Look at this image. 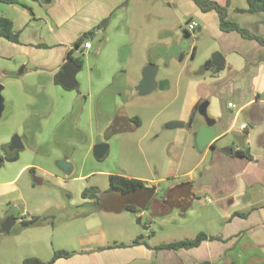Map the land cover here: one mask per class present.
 <instances>
[{"label":"crops","instance_id":"obj_1","mask_svg":"<svg viewBox=\"0 0 264 264\" xmlns=\"http://www.w3.org/2000/svg\"><path fill=\"white\" fill-rule=\"evenodd\" d=\"M147 1H0V15L11 19L14 31L19 34L18 41L0 37V117L6 103L11 100L12 90L34 98V101L28 100L34 103L24 135L15 133L17 125L11 127L7 134H19L29 146L38 148L42 142L39 139H43V132L54 114V107L50 104L56 101L58 93L71 97L73 89H77L76 101L81 99L84 102H77L78 107H74L76 115H72L74 109L69 107L56 120L53 132L66 134L67 138L73 134L75 137L87 128L83 125L87 117L90 123L88 131L92 139L96 138L89 149L94 152L97 143L105 142L104 136L112 122L107 113L108 102H112V108L117 111V106H120L117 102L121 101L122 92L127 88L129 61L134 53L132 26L134 21L139 22L134 12L138 11L137 6ZM218 1L224 6L230 3V0ZM177 4L187 20L198 21V27L203 23L202 37L213 40L211 50L222 51L226 65L217 69L215 78L203 75L206 70L199 73L196 80L188 81L185 110L167 121L165 126L175 129L165 136L170 139L168 144L173 154L169 156L168 173L160 177L119 174L147 182L146 187L131 192L141 194L140 199H134L121 208L135 207L137 212H132L144 229L158 223L162 231L166 226L173 227L176 230L172 233L174 235L159 241H154L159 237L154 229L128 241L101 235L90 240L84 251L58 258L53 263L41 259L42 264H135L138 261L141 264H264V42L246 37L238 30H223L218 11H204L195 0H177ZM258 13H263L264 18V11ZM105 20L108 21L102 26ZM262 25H252L250 30L264 38V23ZM253 27L255 29H251ZM87 33L90 34L89 39L98 36L101 41L93 53V43L89 49L84 48L87 39L80 47L75 46L77 40ZM80 51L84 63L76 75V87L69 89L56 81V75L62 70L63 63L71 59L69 52L76 57ZM195 53L196 48L193 55ZM87 66H90L88 73L84 70ZM94 70L100 74L95 76ZM82 72L84 82L80 76ZM62 74L63 70L60 76ZM95 97L101 100L98 117L91 109V100ZM204 102L208 104L205 114H202L199 107ZM172 121H184L191 126L172 128L169 127ZM206 122L217 129V134L209 145L200 150L196 134ZM243 123L247 124L246 129L241 127ZM141 125L140 120V125L136 126ZM23 143L25 150L27 144L24 140ZM23 150L8 152L6 146L5 158L17 153L18 158L12 160L17 161ZM38 167L25 164L17 176L25 169L33 171ZM43 169L52 174L55 171L49 167ZM165 182L168 184L161 193ZM108 191L125 195L110 187ZM173 191L179 193L170 200ZM202 232L208 237L196 247H161L174 241L192 239ZM147 237L153 238L148 240ZM135 240L138 242L134 243Z\"/></svg>","mask_w":264,"mask_h":264},{"label":"rangeland","instance_id":"obj_2","mask_svg":"<svg viewBox=\"0 0 264 264\" xmlns=\"http://www.w3.org/2000/svg\"><path fill=\"white\" fill-rule=\"evenodd\" d=\"M226 4L229 18H234L242 27L250 30L252 25L264 23L263 13L236 11L237 7L248 6L247 0H230L229 5ZM136 9L139 12L134 10V15L137 14L139 22L134 21L132 26L134 53L129 61L127 88L122 92L121 101L117 102L120 105L117 111L112 108V102H108L107 113L112 117V122L104 136V141L110 145L105 158L98 159L89 149L96 138L92 139L88 131L90 123L87 117L83 121L87 128L75 134V137L73 134L67 138L66 134L53 132L56 120L69 107L74 109L78 107L77 102H84L81 99L76 101L78 92L73 89L75 91L71 92V97L58 93L56 101L50 104L54 107V114L43 132V139H39L42 142L38 148L29 146L23 137L27 147L21 151L20 159L7 161L6 146L14 136L7 134V131L17 125L15 133L24 135V129L31 119L30 108L34 103L28 102L34 101L33 97L17 90L11 91V100L6 103V109L0 117V264H23L28 257L49 262L56 250L64 249L73 254L81 252L90 240L101 235L110 239L120 237L127 241L152 229L159 236L154 241L174 235L172 233L176 230L173 227L166 226L162 231L158 223H154L150 229H144L134 212L122 209L124 204L140 199L141 194L122 195L108 191L110 174L160 177L168 173L169 156L173 154L168 144L170 139L165 136L175 129H167L166 123L185 110L188 81L199 78L200 70L215 51L210 48L213 40L202 37L203 23L190 34L186 33L187 16L178 7L177 0H148ZM253 31L250 30L251 33ZM90 40L94 44L93 53L101 41L98 36ZM195 48L196 53L193 55ZM82 54L81 51L77 53ZM149 63L159 66L157 80H165L168 85L140 95L137 86L142 79L143 68ZM87 69L90 66L85 67L86 73L90 71ZM94 71L95 76L100 74ZM83 74L80 76L84 82ZM203 75L215 78L217 69L210 66ZM91 102L92 112L98 117L101 100L95 97ZM75 110L72 115H76ZM121 113L125 116L119 117L118 121L117 117ZM136 117L142 121L141 126H136ZM61 158H70L68 161L72 168L69 172H64L57 164ZM25 164L40 167L33 171L25 169L17 176ZM44 167L55 171L53 174L46 172ZM89 172H92L89 176L81 177ZM7 181L11 182L2 183ZM165 184L168 183L163 184L165 188L161 193L166 189ZM93 186H97L100 193L95 198L85 199L83 191ZM178 193L173 191L170 200L175 199ZM12 215L16 222L11 232L6 233L2 224ZM34 217H39L42 224L23 225V218ZM135 264L141 263L138 261Z\"/></svg>","mask_w":264,"mask_h":264},{"label":"trees","instance_id":"obj_3","mask_svg":"<svg viewBox=\"0 0 264 264\" xmlns=\"http://www.w3.org/2000/svg\"><path fill=\"white\" fill-rule=\"evenodd\" d=\"M4 3H19L20 0H0ZM196 3L201 7L204 11H209L211 9H215L218 11L220 18H221V28L225 31L230 30H238L246 37H253L259 39L261 42H264V38L251 33L248 29L241 27L239 23L234 21L233 19L229 18L228 9L227 6L221 5L219 2L215 0H195ZM237 11L240 12H250V13H256V12H262L264 11V0H248V6L247 8H237ZM108 20H105L102 24L104 26L107 23ZM191 21V18L187 20V22ZM186 33L190 34V32L185 28ZM90 34H85V36L79 38L75 44L76 47H80L86 37H88ZM0 37L7 38L12 41H18L19 40V34L18 32L14 31L13 21L9 19L8 17H5L3 15H0ZM69 58L75 60L81 67L84 63V57L82 55H78L76 57L72 56V52H69ZM207 65H210V59L206 62ZM216 69L220 70L222 68L215 67ZM62 73V70L59 71V73L56 75V81L58 82L59 76ZM122 117V114L118 115V120ZM135 123L137 125H140V118H135ZM18 158V154L8 155L7 160H16ZM1 167V164H0ZM147 186V182L142 179L134 178V177H126L119 174H112L110 175V188L112 190L120 191L123 194H129L131 192L137 191L141 188H144ZM98 187H90V189L86 188L83 191V196L85 198L92 197L95 198L98 196L99 193ZM128 210L137 212V209L131 205H128L126 207ZM22 223L24 226H32L41 224L42 221L39 217H34L32 219H23ZM208 237L205 233H199L196 237L192 239H185V240H179L174 241L171 243L163 244L161 247L166 248H173V249H179V248H193L201 244V242ZM138 242V240H135L134 243ZM116 245H123L122 243H117ZM73 255V253L67 251V250H56L54 257L49 261V263H53L56 259L62 258V257H69ZM43 261L38 257H28L24 260L23 264H42ZM203 264H209L208 262H205Z\"/></svg>","mask_w":264,"mask_h":264},{"label":"water","instance_id":"obj_4","mask_svg":"<svg viewBox=\"0 0 264 264\" xmlns=\"http://www.w3.org/2000/svg\"><path fill=\"white\" fill-rule=\"evenodd\" d=\"M226 65V57L222 51L217 50L212 54L210 59V65H205L200 70V74H203L210 66L223 68ZM63 74L59 78V82L66 88L72 89L77 85L76 75L81 69V66L73 59H69L62 65ZM159 70V66L153 63L147 64L142 71V79L140 80L137 90L140 95H146L153 92L158 87L164 88V85L168 82L158 81L157 73ZM1 89L2 84L0 83V113H1ZM207 102H204L200 105L199 110L202 114H205V109L207 106ZM120 120V119H119ZM118 120V121H119ZM191 124L186 123L184 121H172L169 124V127H187L189 128ZM217 134V129L209 123H205L200 126L197 134H196V142L198 148L203 150L207 145H209ZM25 147L23 140L19 134H14L11 142L8 145V148L11 152H19L23 150ZM109 152V144L107 142H100L94 146V153L98 159H103ZM57 164L64 170L69 171L71 169V163L67 160H57ZM16 219L12 215L8 217L2 224V228L6 233H10L13 225L15 224Z\"/></svg>","mask_w":264,"mask_h":264},{"label":"built area","instance_id":"obj_5","mask_svg":"<svg viewBox=\"0 0 264 264\" xmlns=\"http://www.w3.org/2000/svg\"><path fill=\"white\" fill-rule=\"evenodd\" d=\"M198 26H199V22H198V21H196V20H191V21L188 22V24L186 25L185 28H186L189 32H191V31H194L196 28H198ZM86 39H87V40H86L85 43H84V48H85V49H89V48L92 46V42H91V40H90L88 37H87ZM229 105L232 106V107H235V105L232 104V103H230ZM241 127H242L243 129H246V128H247V124L243 123V124L241 125ZM208 201H211V198H208Z\"/></svg>","mask_w":264,"mask_h":264},{"label":"flooded vegetation","instance_id":"obj_6","mask_svg":"<svg viewBox=\"0 0 264 264\" xmlns=\"http://www.w3.org/2000/svg\"><path fill=\"white\" fill-rule=\"evenodd\" d=\"M121 114H122V113H121ZM124 116H125V114H122V117H124ZM122 117H121V118H122ZM7 151L10 152V150H9V148H8V145H7Z\"/></svg>","mask_w":264,"mask_h":264}]
</instances>
